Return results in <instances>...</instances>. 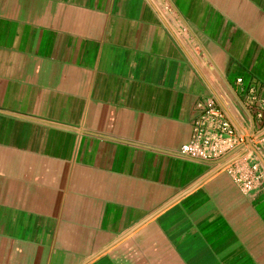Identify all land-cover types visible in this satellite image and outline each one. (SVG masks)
Here are the masks:
<instances>
[{
	"label": "crops",
	"instance_id": "obj_1",
	"mask_svg": "<svg viewBox=\"0 0 264 264\" xmlns=\"http://www.w3.org/2000/svg\"><path fill=\"white\" fill-rule=\"evenodd\" d=\"M249 87L264 0H0V264H264V185L179 153Z\"/></svg>",
	"mask_w": 264,
	"mask_h": 264
},
{
	"label": "built area",
	"instance_id": "obj_2",
	"mask_svg": "<svg viewBox=\"0 0 264 264\" xmlns=\"http://www.w3.org/2000/svg\"><path fill=\"white\" fill-rule=\"evenodd\" d=\"M242 82L237 80L239 84ZM245 93L247 105L255 110L259 121L264 120V99L254 87H249ZM198 108L201 113L194 122L191 140L179 151L182 157L200 162L226 160L243 149L247 141L264 155V131L257 130L250 135L240 133L231 115L213 99L200 102ZM247 157L225 169L235 177L244 192L250 193L264 185V167L257 157L246 160Z\"/></svg>",
	"mask_w": 264,
	"mask_h": 264
},
{
	"label": "water",
	"instance_id": "obj_3",
	"mask_svg": "<svg viewBox=\"0 0 264 264\" xmlns=\"http://www.w3.org/2000/svg\"><path fill=\"white\" fill-rule=\"evenodd\" d=\"M249 150L256 154V156L259 158V160L262 162V164L264 166V157L256 150V148L250 142H249ZM247 153H248V151H245V152L238 154L237 156L232 158L230 161H228V163L224 167L231 165L235 161H238V160L244 158L247 155Z\"/></svg>",
	"mask_w": 264,
	"mask_h": 264
},
{
	"label": "rangeland",
	"instance_id": "obj_4",
	"mask_svg": "<svg viewBox=\"0 0 264 264\" xmlns=\"http://www.w3.org/2000/svg\"><path fill=\"white\" fill-rule=\"evenodd\" d=\"M246 146H247V143L245 144ZM245 146V147H246ZM247 150H248V148H247ZM248 155H249V157H247V159L246 160H248V159H255L257 156H256V154L255 153H253V152H249L248 153ZM262 155V154H261ZM263 157H264V155H262ZM257 159H259L258 157H257Z\"/></svg>",
	"mask_w": 264,
	"mask_h": 264
}]
</instances>
